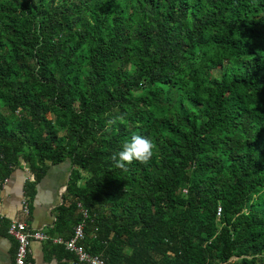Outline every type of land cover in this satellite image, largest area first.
I'll return each mask as SVG.
<instances>
[{
	"label": "trees",
	"instance_id": "obj_1",
	"mask_svg": "<svg viewBox=\"0 0 264 264\" xmlns=\"http://www.w3.org/2000/svg\"><path fill=\"white\" fill-rule=\"evenodd\" d=\"M0 102V180L24 163L28 206L69 163L58 235L79 203L106 264H264V0H0ZM133 134L154 155L118 168Z\"/></svg>",
	"mask_w": 264,
	"mask_h": 264
},
{
	"label": "crops",
	"instance_id": "obj_2",
	"mask_svg": "<svg viewBox=\"0 0 264 264\" xmlns=\"http://www.w3.org/2000/svg\"><path fill=\"white\" fill-rule=\"evenodd\" d=\"M25 169L27 168L16 167L4 177L6 181L0 180V214L3 216L0 220V264H12L15 242L7 234L6 225L9 218H22L19 202L25 188V177L30 174ZM68 172L67 160L49 164L44 175L35 184L34 194L29 201V215L22 218L30 228H44L49 235L57 234L52 230L54 207L61 200ZM47 242L30 243V264H58L59 259L49 252Z\"/></svg>",
	"mask_w": 264,
	"mask_h": 264
},
{
	"label": "built area",
	"instance_id": "obj_3",
	"mask_svg": "<svg viewBox=\"0 0 264 264\" xmlns=\"http://www.w3.org/2000/svg\"><path fill=\"white\" fill-rule=\"evenodd\" d=\"M22 168H25L24 163L20 162ZM28 172V169H25ZM29 173V172H28ZM31 174L26 176L29 179ZM6 178L2 179V182ZM82 219L75 223L68 237L61 235H49L47 229L30 228L25 219L29 215L28 197L23 191L19 202V211L22 218H9L6 225V232L10 235L14 242V250L12 256V264H30L29 261V245L32 241L51 242L52 244L61 245L63 249L73 255L75 263L81 264H106L104 259L99 254H94L86 251L81 244L83 240V218L86 216V210L77 203ZM218 214V212H216ZM3 216L0 214V220Z\"/></svg>",
	"mask_w": 264,
	"mask_h": 264
},
{
	"label": "clouds",
	"instance_id": "obj_4",
	"mask_svg": "<svg viewBox=\"0 0 264 264\" xmlns=\"http://www.w3.org/2000/svg\"><path fill=\"white\" fill-rule=\"evenodd\" d=\"M121 120L119 115H111L105 124L106 130L117 125ZM155 145L152 140L140 134H133L131 138L123 143L121 150L112 155L116 167L125 169L126 164L133 160L140 163H148L154 155Z\"/></svg>",
	"mask_w": 264,
	"mask_h": 264
},
{
	"label": "rangeland",
	"instance_id": "obj_5",
	"mask_svg": "<svg viewBox=\"0 0 264 264\" xmlns=\"http://www.w3.org/2000/svg\"><path fill=\"white\" fill-rule=\"evenodd\" d=\"M209 68H211V67L209 66ZM0 112L3 113L9 120H13L17 116V113L8 112V110L5 107L2 106L1 102H0ZM59 134H62V132H59ZM81 173H82L83 176H87L88 175V172H86V171H81ZM78 183L81 184L82 180H79ZM179 189L181 190L182 193L184 192L183 186H180ZM124 250H125V252L129 251V249L127 247H125Z\"/></svg>",
	"mask_w": 264,
	"mask_h": 264
}]
</instances>
